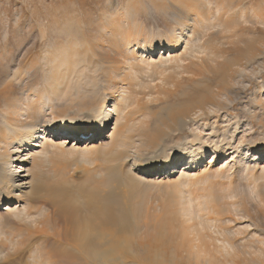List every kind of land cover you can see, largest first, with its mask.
Listing matches in <instances>:
<instances>
[{
	"label": "bare ground",
	"instance_id": "6f19581e",
	"mask_svg": "<svg viewBox=\"0 0 264 264\" xmlns=\"http://www.w3.org/2000/svg\"><path fill=\"white\" fill-rule=\"evenodd\" d=\"M148 1L158 12L171 13L175 24L169 30L147 28L139 20V12L148 10L143 0H106L89 22L67 13L62 18L54 15L51 24L49 19L56 44L42 51L39 60L32 62L27 56L33 42L16 65L0 55V66L5 62L0 80V264H125L129 256L139 254L136 244H142L146 257L152 245L181 251L188 260L193 254L197 264H238L239 257L264 256V228L250 230L253 222H240L252 215L264 220V133L254 127H264V80L257 81L264 73V38L253 44V39L245 43L235 34L226 36L231 45L245 44L236 69L207 41L239 19L264 29V5L248 3L249 8L234 18L232 5L243 0ZM91 25L95 36L90 39L85 32ZM39 30L44 38L46 28ZM25 59L27 71L21 65ZM243 59L258 62L250 75ZM40 74L45 80L35 84ZM209 78L222 86L214 89ZM252 86L256 89L247 95ZM247 96L251 97L244 101ZM140 103L159 108L135 123L132 118L143 107ZM241 111L246 112L244 121ZM111 113L116 115L115 125L105 141L103 121ZM211 118L212 131L205 137L202 132ZM218 120L225 123L221 132L214 126ZM190 123L194 128H188ZM185 128L187 139H173L178 149L191 146L187 157H179L184 161L180 173L189 188L204 193L192 191L187 204L194 207V216L177 227L179 211L187 210L188 215L191 209L184 203L149 205L145 187L152 173L167 171L175 163V158H165L164 142ZM46 132L67 133L77 142L49 139ZM239 132L243 135L235 145ZM81 136L93 140L80 144ZM22 151L30 161L24 182L16 184L12 157ZM207 152L211 159L206 167L191 173ZM225 155L224 165L217 167ZM134 166L139 172L134 173ZM149 213L158 216L146 222ZM168 214L175 226L166 223ZM205 229L216 235L204 234ZM50 246L63 252L52 259L46 250ZM136 260L129 264H142Z\"/></svg>",
	"mask_w": 264,
	"mask_h": 264
},
{
	"label": "rangeland",
	"instance_id": "374dc122",
	"mask_svg": "<svg viewBox=\"0 0 264 264\" xmlns=\"http://www.w3.org/2000/svg\"><path fill=\"white\" fill-rule=\"evenodd\" d=\"M105 1L106 0H0V55H2L1 57L3 58L5 56L7 58V61L11 65H14V64L16 65L17 62H15V61L20 62L23 59V53L25 54L26 48L29 49L32 42H33V43H35V46L32 48L31 52H29L27 54V56H29L28 57L29 59H31V57H32V59H33L32 62H34L37 59L39 60L41 58V55L43 54L42 51L43 52L47 51V50L51 51V47L55 46L54 44H56V35L54 32H52L51 28H49V23H48L49 19L51 21V22L49 21L51 24V23H53L52 21H54V15L55 16L58 15L59 18H62L63 15H65L67 13V14H69V16L75 17L76 19L78 18L77 19L78 21H82L83 23L89 22V19L91 18V16L96 17L99 15L100 8L104 5ZM120 1H123V0H120ZM143 1H145V3L148 4V10L147 11L141 10L139 12L138 17H139V20L147 28H153L154 30L155 29L157 30L159 28L162 31H166V30H169V28L175 24L173 22L174 20H173L170 12L168 15H164L161 12H158L152 5H150L148 0H143ZM244 4H246V6ZM247 4L249 5V7L250 6L257 7V6H259V4H261L260 7H262V5H264V0H243L239 5L236 4L237 6L234 3L232 5V7L235 8L234 10L232 8V12L236 10L235 12H233L234 18H236V16L238 18V15H240L239 13L242 14V12H245L244 8L245 9L249 8V7H247L248 6ZM51 5H53V7H56V8L52 9L50 7ZM241 6L243 7L242 8L243 10L240 8ZM262 8L264 9V6ZM56 9L57 10L60 9V10L56 13V11H57ZM50 11H52L53 13ZM234 13H236V14H234ZM52 14H53V16H52ZM19 15H21V18L19 20L18 25H16L15 21L17 20V17ZM58 16H56V17H58ZM231 18L234 19L233 16H231ZM249 23L250 22H247V21L244 22V19H243V21H240V19H239V21L236 20V23L233 24V26L231 27L230 30H225L222 32H215L214 34L210 35L207 38V41L209 42L210 46H212V50L217 51L219 53H222L223 56L225 58H227L226 59L227 61H230L233 63L234 69L240 67V66L237 67V65H238L237 60L242 59L240 52L243 51L242 48L245 47V44H240L241 48L238 46L231 45V44H229L230 39L227 38L226 36H228L230 34H232V35L235 34L236 37H238V38L241 37V39H243V41L245 43L248 42L249 39H253V40H251L253 42V44H255V43L257 44L259 39L261 40L262 38H264V29H263L262 25L258 24V23H254V24H249ZM86 24H88V23H86ZM40 26L46 28V30H47L46 36L44 38H41V35L39 32ZM29 27L31 29H29ZM89 27L93 28V25H91ZM92 28L90 29V31L87 29V31L85 32L86 38L88 37L91 39L92 37L95 36L94 35L95 32H92ZM18 38H20V39H18ZM18 41L20 42L19 43L20 46H19V44L16 45V43H18ZM16 46H18V47H16ZM183 47H184V45L182 44L179 51H177V52L180 53L182 51ZM161 52L162 51L159 50L158 52H156L153 55V57H155V59L158 58L160 56ZM168 53H169V51H167L165 53V56H168ZM30 55H31V57H30ZM6 58H4V59H6ZM26 59L23 60V62L21 64L23 66L24 70L27 68V64H25V63L27 62L28 59L27 60ZM241 62H243V66H245V68H248V69H246L245 72L248 73L249 75H250L249 70L250 69H253V70L256 69V66L258 63L256 59L251 60L248 63H245L246 61L243 59ZM4 64H5V62L2 64V66H0V80H1V77H4V74H5L4 67H3ZM25 71H27V70H25ZM253 76H254V78H256L255 75H253ZM41 77H42V74H40L38 76V78L36 79V81L34 83L35 84L42 83L45 80V78H44V75L42 78ZM261 80H264V73H262L261 78L257 79V81L259 83L261 82ZM209 81H210V78H209ZM209 85H212V87H214V89H216V90H218L222 86V85H217L214 78L211 79ZM254 89H256V87L254 88L252 86L251 91H249V93L247 92V95H249ZM15 95H17V94L15 93ZM250 97L251 96H247L246 99L244 98L245 99L244 101H246V100L248 101V99ZM0 105H1V99H0ZM112 105H113V101H112V99H110L106 103V108L109 109V111H110L112 109ZM138 105L140 107L141 106H143V107L140 108L139 113L137 111H135L138 113L137 116L138 117L140 116L139 115L140 112H143V111L144 112L141 113V115H143V116H140L139 118L137 116H134V118H132V120L135 123L140 122L141 119H143L145 117L149 118L159 108V106L157 107V106H154L153 104L150 105V107H152V108H149V109L147 108L146 105H142L141 103ZM144 106H146L145 107L146 110L144 109ZM256 112L260 113V111H258V110ZM137 113H135V114H137ZM245 115H246V112H243V111L240 112V118L242 116L243 121L246 120V117H244ZM115 116L116 115L114 113L113 114L111 113L103 121V123H104L103 131L105 132V136H103L101 138H103V140H105V141L107 140L106 136L110 135L111 130L113 129V127L115 125V119H116ZM128 116H126V119L129 121V119H131L130 118L131 114H128ZM132 116H133V114H132ZM135 117H136V119H135ZM132 120H130V121H132ZM213 120H214V118H211L209 120L210 123H208L207 127L202 132L203 136L207 137L209 135L208 133L210 131H212V130H210V129H212L210 126H211V122L213 123ZM124 121H125V118L123 121L121 120L120 122L123 123ZM130 121H129V123H130ZM218 121L219 122H217L214 126L217 127V129L221 127L220 130L218 131V132H221V130L223 128L222 125L225 123H220V120H218ZM200 123L201 124H199V125H202V122H200ZM254 123H255V121H254ZM152 125H153V120L151 122V127H152ZM189 125H192V126L188 127L189 129L194 128L193 124L190 123ZM196 125H198V124H194V126H196ZM254 127L256 128V130L259 133H264V127H260L258 125L254 126ZM188 128H185L178 135L172 134L171 137H169V138H167V140H165L164 144L166 145V148H167L165 158L170 159V160H173L175 158L176 161L173 165L167 167V169H168V170L166 169L167 171L163 170V172H162L161 171L162 169H159L156 171L158 173H156V172H154L155 174L152 173V175L148 178L151 180L150 181L151 183L149 184V186L147 185V187H145L146 188L145 189V201L149 205H152V206L163 205V204L168 205L170 202H173L172 204L175 203V205H176V203H179V204L184 203V205H187L189 207V209H191V210H189V211H191V213L189 212V214H192L191 216H189V214L186 215V212H188L187 210L184 213H183V210L179 211V214L176 217L177 219L176 218L174 219V220L179 219L178 223H174L176 226H177V224L178 225H182V224L186 225L187 224V218L194 216V207H192L191 204H187L188 203L187 200H189L188 197L194 196V194H192V191H194V189H196L194 191V193L198 191V189L195 188V186H193L192 188H189V186H188L189 184L186 183L187 179H186L185 175H182L183 173L181 172V169H179L181 166H184V161H179L180 160L179 157L182 155H183L182 156L183 158L187 157L188 153H189L188 151L191 150V146L183 145L182 149H178L174 146L175 145L174 144L175 139L176 140L179 138L180 139H182V138L187 139L186 137L189 134ZM213 133H214V130H213ZM45 134L47 135V137L49 139L50 138H53V139L56 138V139L63 140V141L67 140V142H70V143L77 142L71 135H68L67 133L66 134L62 133V134H59L58 136H55L54 134H48V132H46ZM241 134L239 132L235 136V138L233 140V143L235 145L238 144V140L241 137L240 136ZM211 135L212 134H210V136ZM173 139H174V141H173ZM92 140L93 139H91V136H89V137L81 138V140L79 142H81L80 144H82V143L85 144L86 142L89 143ZM242 145H244L242 149H244V148L247 149L245 142ZM245 149H244V151H245ZM262 154L264 156V151L262 152ZM210 155H211V152H207V155L205 156L203 163H201V166H199L198 169L194 170L195 172H191L189 169H186V172L190 171L191 173H196V171H197V173H199L200 170H202L204 167H206L207 162L210 161V159H211ZM251 155L253 156V154H250L248 156L252 157ZM226 156L227 155L223 156L220 159L217 167L224 165ZM15 157H18V158H15ZM72 159L73 158H70L71 162H72ZM12 160H13L14 164L12 163L11 167H14L16 170V173H15L16 184H20V183L24 182L23 178L25 177V174H26L25 169H26V165L29 164L30 158H29V155H27L26 151H22L18 155H14L12 157ZM64 161H66V160H63V162ZM68 163H66V164H68ZM98 163L99 162H97L95 164H98ZM79 166H80V164H79ZM172 167L175 169H172ZM132 169H133L134 173L139 172V168L137 166L132 167ZM183 170H185V167H182V171ZM186 172H184V174H186ZM79 174H82V172H79ZM146 184H144V185L146 186ZM198 188L200 189L201 187H198ZM199 191H201V189ZM199 191L197 193L199 195L204 193L203 191H201V193ZM189 193H191V195ZM197 194H195V195H197ZM179 204H177V206ZM5 205H3V208H5L4 207ZM181 207H183V206H181ZM159 211L160 210H158L157 213ZM151 212H153V210H151ZM180 212H182L185 215H183ZM157 213H156V215H154L155 214V212H154L153 216H151L152 214L149 213L146 217L147 218L146 222H149V221H147V220H149V218H150V220L156 218L158 216ZM159 214H160V212H159ZM163 215L165 216L166 214H163ZM154 216H156V217H154ZM168 216H169V214H168ZM262 217H264V216H262ZM169 218L172 219L171 214L169 217H167L166 220L168 221ZM253 218H255V219H253ZM243 219L244 220L241 219L242 221L240 220V222L246 223L249 220V222L254 223L255 227L252 226V228H250V230H253L254 228H257V229H263L264 228L263 224L260 225V223H262L264 221L263 218H261L262 221H260V220H257L255 215L254 216L252 215V218H246L247 220L245 218H243ZM167 221H166L167 224L170 223L171 225L175 226L173 223L170 222L172 220H170L168 222ZM180 221L182 222V224H180ZM257 221H259V223ZM172 222H174V221H172ZM191 222H192V220H191ZM215 229L212 228V231L216 233ZM206 231H207V229H205V231H202V232L204 233ZM211 232H209V233L206 232L204 234H209V236L211 235L212 237H214L216 234L211 233ZM211 240L212 239L210 238V240H208V241L211 242ZM143 244L146 247H148L147 242L143 241ZM134 247H135L134 249L136 251H138V253H139L138 255H136V258H137L136 261L141 262L142 264H144V263L145 264H183L186 261L189 262L190 264H197L195 258L192 257V256H194L193 254H192V256H190V260H188L187 258L181 257L182 256L181 251H179V252L175 251V253H176L175 254L170 249H160L159 250L158 247L150 245L148 247L149 255L146 257V252L144 251V247L142 246V244H136V245H134ZM49 248H50V250H49ZM46 250L50 256L53 254L51 256L52 259H54L56 257V254L58 251L63 252V250L61 248H57L55 246H50ZM172 253H174V255ZM162 254L164 256L161 258ZM176 256H179V257H176ZM131 257L130 256L128 257L129 258L127 260L128 264L131 263L130 261H134V259H136L134 257H133V259H131ZM243 257H239V260L237 259L238 264H264V256H254L252 258H249V257L245 258L244 257L245 259ZM126 258H125V260H126ZM200 261L198 262V264H205L204 262H202V260H200ZM127 262H125V264ZM206 264H207V262H206Z\"/></svg>",
	"mask_w": 264,
	"mask_h": 264
}]
</instances>
